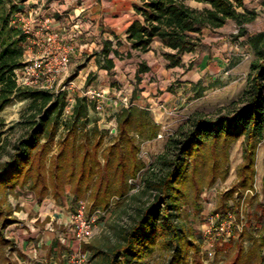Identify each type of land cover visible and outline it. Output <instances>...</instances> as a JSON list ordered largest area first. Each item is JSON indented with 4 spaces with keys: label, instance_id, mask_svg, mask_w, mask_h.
<instances>
[{
    "label": "trees",
    "instance_id": "trees-1",
    "mask_svg": "<svg viewBox=\"0 0 264 264\" xmlns=\"http://www.w3.org/2000/svg\"><path fill=\"white\" fill-rule=\"evenodd\" d=\"M26 0H0V111L15 99L28 103L18 121L20 132L11 144L8 159L0 162V256L8 244L4 229L16 219L8 194L17 197L25 188L39 201L51 197L56 204L74 212L80 201H90L92 211L112 208L113 195L125 197L143 167L139 139L153 138L159 129L150 111L136 104L123 106L115 114L116 133L103 147L104 133L97 124L89 128V111L95 101L75 96L68 119L62 115L70 106L66 89L22 85L16 70L25 60L28 35L19 23L11 22L22 12ZM52 0H45L50 2ZM139 0L134 5L138 18L126 28L130 48L146 52L159 39L169 66L180 64L179 55L194 51L203 28L217 29L229 20L236 24L234 39L245 37L253 58L249 63L248 86L242 99L214 114H195L179 133L169 137L155 166L142 180L145 201L135 208L129 222L106 248L82 249L94 264H145L158 251L165 264H190L191 253L205 247V238L188 223L183 206L201 208V193L229 172L232 144L242 138L241 162L234 183L225 190L215 207L219 224L228 212L239 217L238 203H229L235 193L251 191L255 183L258 144L264 139V30L248 31L256 11L243 0ZM129 54V52H128ZM148 70L141 62L135 74ZM203 88L194 93L200 96ZM63 130L61 131V127ZM3 148V143L0 145ZM264 185V173L261 180ZM238 230L235 224L231 232ZM259 247L256 264H264V210L258 220ZM245 229H242V234Z\"/></svg>",
    "mask_w": 264,
    "mask_h": 264
},
{
    "label": "rangeland",
    "instance_id": "rangeland-1",
    "mask_svg": "<svg viewBox=\"0 0 264 264\" xmlns=\"http://www.w3.org/2000/svg\"><path fill=\"white\" fill-rule=\"evenodd\" d=\"M34 1L28 2L26 11L22 10L25 17L30 18L28 25L33 30L34 36L36 34V41L37 38L39 39L38 44L34 46L27 58L36 57L39 54L37 51L42 49L43 38L41 33L47 28L53 31L49 21L52 17L44 12L46 6ZM243 1L246 7L255 10L257 13L255 19L247 24L248 31L254 33L264 30V0ZM124 2L123 5L119 6L120 9L113 14V17L122 14V19L127 21L132 17V5L137 0H124ZM55 4H58V2ZM192 5L196 7L203 6L197 3H192ZM65 16L62 15L61 18ZM125 23H118L114 27L120 32L124 29ZM236 31L237 27L233 20H229L224 26L217 29L203 28L200 35V45L193 52L183 55L184 64L175 73L181 76L189 70L191 74L193 73L192 76L195 81L189 86L187 92H182L181 104L177 108L171 105L170 107L165 106V108L149 110L153 120L159 123V129L153 138H137L140 144L138 157L143 162V167L137 177L130 180L133 187L128 195L125 197L113 195L110 199L112 208L96 217L92 235L87 239L89 249L93 246L106 248L118 239L117 233L121 227L129 222L135 208L147 198V194L139 190L142 187L143 177L146 172L155 166L157 156L164 151L170 136L183 130L193 115L214 114L222 108L232 107L242 99L248 86L249 63L253 58V53L245 37L233 38ZM152 51L159 60L161 45L154 43L150 53ZM150 53L149 55H152ZM158 67L157 63L156 69ZM163 67L161 65L162 69L160 71L156 70L152 75L144 76L145 80L141 82V85H143L141 88L138 87V83L133 82L135 80L133 75L130 74L129 78V72L118 81V85L123 90L130 87L131 84L133 89L134 87L140 90L146 88L145 91L150 93V96L157 95L153 91L159 93L164 90L170 91L168 89L171 85H168V83L170 82L172 85L177 83L178 86L180 80L176 75H172V78H170L169 71L166 68V71H164ZM182 70L183 72H181ZM200 88H203L201 95L194 96V93ZM67 96L70 106L63 113V120L69 118L71 105L75 99L72 93ZM27 103V99H15L0 111V145L3 143V148L0 147V162L9 157L11 144L20 132L18 123L20 114ZM130 105L131 99L129 98L122 106L118 107V110L108 114L102 109H91L93 112L89 114L90 123L88 127L91 128L94 124H97L99 129L103 131V147L112 140L116 133V130L113 131V128L116 127L115 114L121 107ZM146 105H148V102H146ZM62 130L63 126L61 127ZM241 153L242 138L235 141L231 146L227 177L218 179L213 186L201 193L200 210L194 211L190 204L183 206V213L187 222L192 223L205 240L213 235V232L210 233L208 229L215 207L221 194L230 188L236 179L237 167L242 158ZM255 170L254 189L240 191L229 198L230 204H239V217L233 216V224L237 226L238 230L231 232L230 235L224 232H220V235L216 234V246L213 256L210 257L206 253L205 247H203L199 253H191L190 264H256L260 250L255 239L259 233L258 220L264 210V185L261 182L264 173V139L260 141L257 147ZM8 199L13 207L18 205V198L14 194H8ZM82 202L86 203V212L91 215L93 211L90 209V201L86 198ZM43 210L52 213L62 212V209L50 197L44 200ZM62 214L65 215V212L63 211ZM60 229L63 230V227L60 226ZM242 229H245L243 234ZM16 249L17 247L11 242H8L4 247L5 254L12 262L16 260ZM145 261V264H165V257H162L158 251H154L146 257ZM85 264H94L89 255H86Z\"/></svg>",
    "mask_w": 264,
    "mask_h": 264
},
{
    "label": "crops",
    "instance_id": "crops-1",
    "mask_svg": "<svg viewBox=\"0 0 264 264\" xmlns=\"http://www.w3.org/2000/svg\"><path fill=\"white\" fill-rule=\"evenodd\" d=\"M37 1L41 5L44 4L46 6L44 12L51 15L52 18L48 19L51 29L60 33L63 40L70 45L68 70L57 78L55 87L66 89L68 94L72 93L74 96L86 95V92L91 88L103 91L104 97L100 101V109L107 114L118 110V107L122 106L129 98L131 105L136 104L148 110L161 109L171 105L177 108L181 104L183 93L187 92L189 86L195 81L193 73L191 74L189 70L181 76L175 73L184 64L183 55L191 52L179 55L181 61L179 65L169 66L168 59L162 53L163 51L172 52V50L163 48L159 39H155L151 46L152 49L154 43L161 45L159 60L154 56L153 51L150 53L151 49L141 52L130 48V43L125 38V31L132 20L138 18L134 11V5L138 4L139 0L133 3L132 17L127 21L122 19V14L113 17V14L120 9L119 6L125 3L124 0H52L46 3L45 0H35L34 2ZM28 2L31 0L21 3L22 10H27ZM57 2L58 4H55ZM189 3L203 5L191 0ZM62 15L66 16L61 18ZM122 22H126L125 27L119 32L114 26ZM33 48L34 45L31 44L25 51L26 57ZM141 62L148 66V70L139 73L141 78L139 82L133 81L138 83V87L143 86L141 82L145 80L144 76L152 75L156 70L160 71L161 65L164 66V71L166 69L169 71L170 78L172 75L178 76L180 83L177 86V83L172 85L169 82L168 85L171 87L168 90L170 91L164 90L161 93L153 91L154 94H157L156 96H150V93L145 91L146 88L140 90L134 87L133 89L132 84L124 90L120 88L118 81L124 78L128 72L129 78L130 74L135 78L136 70ZM157 63L158 69H156ZM92 112L90 110L89 114ZM17 198L19 209L13 210L12 213L16 221L4 229V237L17 247L16 260L12 262L9 259L5 254L4 246L0 264H71L72 242L69 238H65L67 220L70 215L66 207L56 204L52 198L53 202L62 209V212H65V215L60 211L58 213L45 212L43 203L48 197L39 201L27 188ZM60 226L63 227V230L60 229Z\"/></svg>",
    "mask_w": 264,
    "mask_h": 264
},
{
    "label": "built area",
    "instance_id": "built-area-1",
    "mask_svg": "<svg viewBox=\"0 0 264 264\" xmlns=\"http://www.w3.org/2000/svg\"><path fill=\"white\" fill-rule=\"evenodd\" d=\"M30 21L29 17H25L22 12L13 16L11 22L19 23L24 33L28 35L26 50L31 46L38 44L39 39L36 41V34L34 36L33 30L28 25ZM39 22V21H38ZM42 49L36 57L27 58L25 56L24 64L21 68L16 70L18 82L22 85H33L41 88H55V82L57 78L68 70L70 63V45L67 44L60 33L51 31L49 28L45 29L41 33ZM86 96L95 101V109H100V101L104 97L103 91L91 88L86 92ZM103 212L95 210L91 215L86 212V203L80 202L78 208L71 212L67 223V233L65 238H69L72 242L70 252L71 264H85L86 253L82 249L83 242L92 235L94 222L96 217ZM220 214L214 212L210 227L208 231L213 235H210L205 240V251L212 257L216 246V234L220 235V232L230 235L231 227L233 225L232 212L227 213L219 224L216 223Z\"/></svg>",
    "mask_w": 264,
    "mask_h": 264
},
{
    "label": "water",
    "instance_id": "water-1",
    "mask_svg": "<svg viewBox=\"0 0 264 264\" xmlns=\"http://www.w3.org/2000/svg\"><path fill=\"white\" fill-rule=\"evenodd\" d=\"M116 129L115 128H113V131H115Z\"/></svg>",
    "mask_w": 264,
    "mask_h": 264
}]
</instances>
